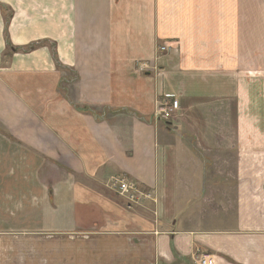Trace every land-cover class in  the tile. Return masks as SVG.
I'll use <instances>...</instances> for the list:
<instances>
[{
  "label": "crops",
  "instance_id": "obj_1",
  "mask_svg": "<svg viewBox=\"0 0 264 264\" xmlns=\"http://www.w3.org/2000/svg\"><path fill=\"white\" fill-rule=\"evenodd\" d=\"M223 2L236 0H0V197L19 214L3 264H264V66ZM222 113L233 159L199 158L230 165L235 198L199 230L177 148ZM116 177L144 196L113 191Z\"/></svg>",
  "mask_w": 264,
  "mask_h": 264
},
{
  "label": "rangeland",
  "instance_id": "obj_2",
  "mask_svg": "<svg viewBox=\"0 0 264 264\" xmlns=\"http://www.w3.org/2000/svg\"><path fill=\"white\" fill-rule=\"evenodd\" d=\"M215 7L218 9L219 5ZM229 11L233 13L232 19L237 24L238 33L243 39L242 42L248 43L249 47L250 44L253 46L252 59L254 60V65L257 66L262 62V66H264V0H236V2H231L230 4L223 2L221 5L223 25L224 20H228L224 19V16L228 17ZM227 28L230 29L229 27ZM231 33L235 34L233 28ZM247 53L251 54L250 51ZM148 64H151V62H148ZM158 70L159 69L156 68L152 73ZM258 70L263 71L264 68L259 67ZM162 104V102H159L157 108ZM201 119L206 123L204 126L206 129L208 127L214 130L204 131V128L200 132L195 131L194 133H190L189 130H187V141L183 142L182 145H179L177 148V155L181 159L178 165L180 168L179 177L181 178V183H184V188L179 190L178 199L183 206L187 205V207L191 209L190 213L186 215L188 217L186 219L187 223L194 224L191 228L199 230H217V228L220 227L214 226V215L219 212L222 217L228 218L230 216L231 203L235 198L233 192L227 190V188L230 187L229 180L225 181L223 179V176L226 175V171H229L230 165L224 164L223 162H206L207 164H205L204 167L199 157L207 156V159L211 160L209 157L223 156V159H233V157H231L234 155L233 148L229 150V148L225 147V143L229 144L233 142V133L225 130H215L217 125H220L221 128L223 127L224 129L226 123L229 124L231 121L233 122V119L230 117L231 120L229 121L223 113L220 117L217 116L214 118L213 114L209 116V119L207 117H202ZM197 123L198 122H195L196 129H198ZM201 128H203V125ZM204 171H206L205 176L203 174ZM219 177L222 179H219ZM219 186H222V188H218ZM201 190L205 191L201 192ZM192 191L194 192L193 194L191 193ZM0 200H3L0 204V208H2V210H0V220L3 224L6 223L2 229L0 228V230H2L0 234L5 236L0 238V251H4L7 249L5 244L8 243L5 239L11 236V234L7 235V231L5 230L9 229L6 227L11 226L12 223L16 221L15 219H18L17 216L19 214L6 210L4 198L0 197ZM30 218L32 219V216H30L29 219ZM12 244L13 247L23 245L21 240L10 243V245ZM42 244L44 245V243L40 245ZM18 250L21 252L24 249L21 248ZM30 257H34L33 253ZM0 261H2L3 264L4 260L0 258ZM32 261H34V263L38 262L35 258Z\"/></svg>",
  "mask_w": 264,
  "mask_h": 264
},
{
  "label": "built area",
  "instance_id": "obj_3",
  "mask_svg": "<svg viewBox=\"0 0 264 264\" xmlns=\"http://www.w3.org/2000/svg\"><path fill=\"white\" fill-rule=\"evenodd\" d=\"M161 51H167V47H161ZM157 68L155 62L151 64H142L140 70L143 72H152ZM180 110V103L177 100L166 101L157 109L158 116L162 117L164 120H172L174 116ZM110 188L116 191L121 196L125 197L128 201L136 203L144 195L139 190V187L130 182L124 177L112 178L110 182ZM198 264H213V256L209 254L201 255L197 258Z\"/></svg>",
  "mask_w": 264,
  "mask_h": 264
}]
</instances>
